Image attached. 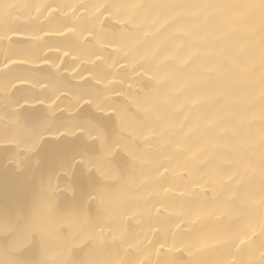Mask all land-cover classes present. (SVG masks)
<instances>
[{
	"label": "bare ground",
	"instance_id": "1",
	"mask_svg": "<svg viewBox=\"0 0 264 264\" xmlns=\"http://www.w3.org/2000/svg\"><path fill=\"white\" fill-rule=\"evenodd\" d=\"M0 264H264V0H0Z\"/></svg>",
	"mask_w": 264,
	"mask_h": 264
}]
</instances>
